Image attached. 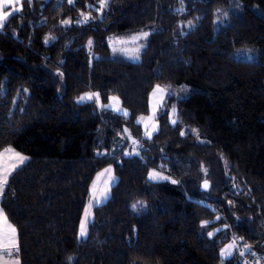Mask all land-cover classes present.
Returning a JSON list of instances; mask_svg holds the SVG:
<instances>
[{
    "label": "trees",
    "instance_id": "trees-1",
    "mask_svg": "<svg viewBox=\"0 0 264 264\" xmlns=\"http://www.w3.org/2000/svg\"><path fill=\"white\" fill-rule=\"evenodd\" d=\"M140 32L138 60L114 47ZM158 85L186 90L148 136ZM6 148L29 157L1 198L21 264H244L221 256L232 238L264 259V0H22L0 28ZM107 166L117 182L80 238Z\"/></svg>",
    "mask_w": 264,
    "mask_h": 264
},
{
    "label": "rangeland",
    "instance_id": "rangeland-1",
    "mask_svg": "<svg viewBox=\"0 0 264 264\" xmlns=\"http://www.w3.org/2000/svg\"><path fill=\"white\" fill-rule=\"evenodd\" d=\"M21 1L22 0H14L13 4L5 5L2 9H0V15H2L3 12H12V13L17 12L14 11V9H18V10L20 9ZM0 2H2V0H0ZM219 19L220 17L217 18V22H219ZM5 22L6 21H0V25H2L0 26V28L4 26ZM144 34L145 32H140L128 38L116 39L113 41V45L116 49L122 51L129 59L134 61L138 60L140 55V49L143 46V39L145 37ZM234 54L235 57L237 58H243L246 60L255 59V56L246 50L239 49ZM159 86L160 89H162V91H158L156 86L150 96V114L146 116H141L139 118V122L142 123L144 130L148 136L153 135L157 131L158 128L157 119H156L157 111L161 107L166 96H168L169 93L181 96L185 93L184 91L186 90V86L184 85L176 86V87L170 85H164V86L159 85ZM87 94L93 95V98L90 100H95L96 103H100L99 96H96L95 95L96 93L93 92H86L82 94L80 97L86 96ZM113 97L118 98V101L113 100L112 99ZM79 98L78 101L80 103L89 101L88 99L81 101ZM108 106L117 113L127 114V110L122 106L121 100L117 95L110 96ZM20 158L23 159L21 160ZM28 159L29 157L27 155L20 153L12 148H6L0 151V227L1 228L5 224L3 222L6 217L5 221L8 224H10V226H12L14 230H16L14 225L8 220L5 212L1 207V196L6 186V184L3 183V179L6 175L8 180V178L14 173V171L18 169L20 166H22L24 163H26ZM106 169L110 171H105ZM154 172L159 174V178L156 179L168 178V175H166L163 172H159V171H154ZM116 182H117V177L114 173V169L112 166H107L96 174L93 183L91 185L90 198L82 216L80 230H79L80 238H85L88 235L89 224L91 223L94 217V213H93L94 207L108 200V198L111 195L112 186L115 185ZM104 193H106V196L103 195ZM82 224L86 226V235L83 236L81 235ZM235 253L240 256L244 264H264V259L251 252L248 245H244L240 240L236 238H232L222 247L221 256L223 258H229Z\"/></svg>",
    "mask_w": 264,
    "mask_h": 264
},
{
    "label": "crops",
    "instance_id": "crops-1",
    "mask_svg": "<svg viewBox=\"0 0 264 264\" xmlns=\"http://www.w3.org/2000/svg\"><path fill=\"white\" fill-rule=\"evenodd\" d=\"M3 223L4 226L0 227V264H21L19 258L12 255L18 244L17 232L16 230L13 232L14 228L5 220ZM5 244L9 245L7 249L4 247Z\"/></svg>",
    "mask_w": 264,
    "mask_h": 264
},
{
    "label": "snow or ice",
    "instance_id": "snow-or-ice-1",
    "mask_svg": "<svg viewBox=\"0 0 264 264\" xmlns=\"http://www.w3.org/2000/svg\"><path fill=\"white\" fill-rule=\"evenodd\" d=\"M13 2H14V0H2V2H0V9H2L5 5H11V4H13ZM101 2H102V4H106L107 3V0H101ZM14 11H18V9H14ZM12 14H14V13H12V12H3V14L0 15V21H6L7 18L9 17V15H12ZM0 26H2V25H0ZM144 35L146 36L147 34L145 33ZM157 90L158 91H162V89H160V86L159 85L157 86ZM95 95L98 96L99 94H95ZM92 98H93V95L92 94H87L86 96H82L79 99L81 101H84L86 99L90 100ZM112 99L118 101V98H116V97H113ZM117 110H119V109H117ZM173 123H175V121H173ZM20 159L22 160L23 158H20ZM105 171H110V170L106 169ZM151 178H153V179L159 178V174L153 172L151 174ZM3 183L4 184L7 183V176L6 175H5L4 179H3ZM207 186H208L207 183H205V187H207ZM103 195L106 196V193H104ZM133 207H135V205H133ZM5 220H6V217H5ZM204 223L207 224V223H209V221H205ZM12 231L14 232L15 230L12 229ZM81 235L82 236L83 235H86V226L84 224L81 225ZM208 235L211 236L212 233H209ZM4 247L7 249L9 247V245L8 244H5Z\"/></svg>",
    "mask_w": 264,
    "mask_h": 264
},
{
    "label": "water",
    "instance_id": "water-1",
    "mask_svg": "<svg viewBox=\"0 0 264 264\" xmlns=\"http://www.w3.org/2000/svg\"><path fill=\"white\" fill-rule=\"evenodd\" d=\"M205 183H207V182H204L203 185H202V187H203L204 189L208 188V186L205 187ZM207 185H208V183H207Z\"/></svg>",
    "mask_w": 264,
    "mask_h": 264
}]
</instances>
